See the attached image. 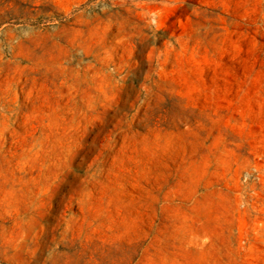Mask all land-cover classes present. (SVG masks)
<instances>
[{"label":"rangeland","instance_id":"obj_1","mask_svg":"<svg viewBox=\"0 0 264 264\" xmlns=\"http://www.w3.org/2000/svg\"><path fill=\"white\" fill-rule=\"evenodd\" d=\"M0 264H264V0H0Z\"/></svg>","mask_w":264,"mask_h":264},{"label":"bare ground","instance_id":"obj_2","mask_svg":"<svg viewBox=\"0 0 264 264\" xmlns=\"http://www.w3.org/2000/svg\"><path fill=\"white\" fill-rule=\"evenodd\" d=\"M32 40H33V39H32L31 37H28L26 40L19 41V42L17 43V45H16V49L19 48V47L24 46L25 43H27V42H31ZM13 49H14V50H13ZM13 49H12L11 55H12V57L14 58V60H18L19 57L15 55V47H14ZM9 63H11V62H8V63H6V64H9Z\"/></svg>","mask_w":264,"mask_h":264}]
</instances>
